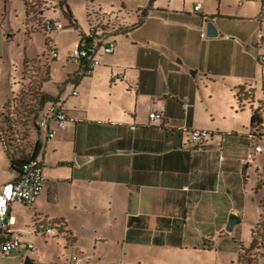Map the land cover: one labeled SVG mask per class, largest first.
<instances>
[{"label":"crops","instance_id":"obj_1","mask_svg":"<svg viewBox=\"0 0 264 264\" xmlns=\"http://www.w3.org/2000/svg\"><path fill=\"white\" fill-rule=\"evenodd\" d=\"M24 1L28 36L42 30L51 0H30L31 5ZM120 1L135 19L131 24L114 21L101 7L98 11L111 18L101 35L117 41L115 52L101 56L100 65L85 76L78 63L56 93L44 86L51 78L42 84L43 93L62 103L68 121L53 138L42 131L37 135L44 145L39 159L46 186L29 207L34 226L21 225L23 213L16 208L18 202L12 205L13 230L21 235L22 245L8 253L0 247V264H71L64 252L59 255L48 245L50 235L36 232L42 223L63 228L51 237L64 251L86 240L93 246L90 261L95 262L103 260L97 244L120 232L134 242L154 232L174 234L176 243L205 248L209 237L228 233L231 212H239L242 222L246 218L247 199L261 182L264 147L254 161L247 160L253 149L249 135L255 101L249 111L247 105L241 108L236 90H255L254 83L257 89L262 76L264 84V35H259V43V36L227 23L249 21L247 12L252 6L259 9V1L133 0L132 6V0ZM224 1L235 12H223ZM39 2L44 7L38 8ZM10 3L4 1L0 18L3 45L15 36L10 24L5 28ZM261 3L256 19L262 24L264 0ZM147 8L155 14L141 22ZM209 22L216 29L214 37L207 34ZM225 31L234 37L224 36ZM2 57L9 58V51L0 49ZM114 72L121 77H113ZM95 77L96 84L87 85ZM74 90L77 95L71 94ZM15 93L9 91L5 101ZM154 112L163 119L151 120ZM195 129L209 132L203 144L191 142L188 131ZM7 161L5 172L0 169V190L18 178ZM188 226L221 227L213 236L204 232L194 237ZM39 235L46 246L32 241Z\"/></svg>","mask_w":264,"mask_h":264},{"label":"rangeland","instance_id":"obj_2","mask_svg":"<svg viewBox=\"0 0 264 264\" xmlns=\"http://www.w3.org/2000/svg\"><path fill=\"white\" fill-rule=\"evenodd\" d=\"M4 1L5 0H0V18L3 17L5 8ZM10 1L11 3L8 4L7 7L9 15L5 19V28L8 30L10 24L14 30L15 36L9 42H5L4 45L3 41H1L2 35L0 37V49L3 51L8 50L10 55L9 58H0V105L3 106L6 103L5 98L9 91H15L16 93L14 96L16 97L19 96V94L26 95L24 99L18 97L16 108H13L14 106L9 104L11 106L9 109L15 111L14 116L11 117L12 122L10 123L15 138L14 148L18 150L17 153L27 154L33 149L34 142L37 140L38 136L31 127L32 119L22 115L23 112H26L23 106H26V104L30 105V100H32L30 99L32 97H30L31 83H29L30 81L28 78L30 77V79L33 80L31 82L35 84L34 86H37L40 80V74L38 71L36 73L33 71H23L22 64L24 59L40 58L39 60L43 62L39 64L40 68H42V66H50L51 81L47 82L44 86L49 92L56 93L59 86L64 84L68 75L75 72L78 63H80V59L73 54V51L83 44L84 37L93 36L92 27L99 29L101 22L100 19H98L97 12L100 7L102 12L110 14V17L114 21L119 20L121 23L127 22L131 24L135 19H133V15L123 10L120 0H67L68 6L77 24L76 29L70 26V20L64 14L62 10L63 7H61L59 0H51L47 8L46 17L62 23L65 28L60 31L51 32L50 37L52 42L47 46V35L45 30L42 29L41 31L32 32L28 36L25 34L26 27H28L25 24L27 14L25 1ZM26 1L31 5L30 0ZM191 1L192 0H190V2ZM196 1L200 3L199 0ZM258 1L259 9L252 6L247 12L248 14L246 13L248 15L247 17L251 18L249 21L229 22L227 24L234 27L236 24L242 26V29L253 38H257L259 35L261 36L262 33L264 35V20L261 24L256 19V17L260 15V9L262 8V0ZM131 2V6L136 4V1L132 0ZM214 3L216 4V1H214ZM38 4V8L44 7L40 5V2ZM222 10L223 12H235L234 8L228 3H225V1ZM154 14L155 11L149 13V15ZM29 27L31 28V24H29ZM223 33L224 36L228 35L234 37L232 36L234 33L231 31H225ZM97 34L101 35V32L98 30ZM5 35H7L6 32ZM260 36L257 39L259 43H261ZM51 47L57 49L58 56L55 59L50 54ZM262 51L264 52V49ZM105 54L107 53L102 50L97 58L101 60ZM262 66L264 69V63ZM34 76L35 78H33ZM24 80H27V83H25ZM262 80L263 76L261 77L257 89L256 83H254V107L262 111L264 119V84ZM95 81H98V78L95 77L89 80L87 85H95ZM21 83L25 86L21 87ZM81 85L82 84H80V86ZM70 87H73L72 83ZM79 87L77 89H79ZM22 100L26 102L23 105L20 104ZM250 108L251 105H247L246 110L249 111ZM243 113L244 112L241 111L242 115ZM260 144L264 147V138L260 141ZM262 157L263 161L259 168V179L261 181L260 189H256V192H253V194L250 193L251 195H249L247 199L246 218L241 224L232 232H223L221 237H219V234H215L217 232L216 229L218 228L219 230L221 226H188L189 234H193L194 237L201 236L204 232L211 236L214 234L216 235L211 239L209 237L208 245L205 248L176 243L174 239L177 237H175L174 234L162 235V233L154 232L148 236V239L134 242L125 240L120 232L119 235L114 234L115 238H112L105 244H97L98 251L103 255V260L91 262L90 259H92V257L90 255L93 246L90 247L86 240L74 245L67 251H64L66 248L65 246H60V242L53 239L51 236H48L46 241L48 245L53 246V250H56L59 255H62V252H64L71 262L74 257H78L82 264H264V153ZM7 164L9 163L3 146L0 143V169L5 172ZM252 174H255V169H253ZM16 208L23 213V218L19 219L21 225L34 226V223L28 218V214L32 211L31 208L27 207L22 202H18ZM260 215H262V217L259 220ZM258 220L260 224L256 225ZM253 229L257 231V243L254 247H251ZM90 235L93 234L90 233ZM32 241L38 243L40 247L46 246L45 239L41 235L32 239ZM93 243L95 245V242ZM48 249H50V247ZM35 251L36 250L33 252ZM240 254L241 258H239ZM62 262L64 264L63 260Z\"/></svg>","mask_w":264,"mask_h":264},{"label":"built area","instance_id":"obj_3","mask_svg":"<svg viewBox=\"0 0 264 264\" xmlns=\"http://www.w3.org/2000/svg\"><path fill=\"white\" fill-rule=\"evenodd\" d=\"M200 8L201 5L194 7L196 11L200 10ZM64 28L65 26L62 23L49 18H45L42 23V29L49 36L51 32L60 31ZM92 32L94 33L91 36L93 39L90 42L84 39L83 44L73 51V54L84 64L82 75L91 74L100 65V60L97 58L99 50H103L107 54H112L117 47L116 40H109L104 35L98 36V29L96 27H92ZM201 36L206 37V34L203 32ZM50 54L53 58H56L58 56L57 49L51 47ZM260 59L264 63V54L261 55ZM113 77L119 78L121 76L119 73L114 72ZM71 94L77 95L78 92L74 90ZM150 119H163V114L158 112L151 113ZM67 121L68 115L62 103L54 102L48 104L42 110L38 120V126L40 131L45 133L46 138H53L57 130L66 127ZM189 136L193 144L200 145L209 137V132L195 129L189 131ZM262 152L263 146L261 144H253V149L250 151L247 160L249 162L254 161L256 155ZM46 181L47 178L42 162L32 161L23 165L20 175L16 180L5 184L0 190V234L2 235L0 247L3 252H12L22 245L21 235L13 230V225H15L16 220L11 215L12 205L15 202H22L27 207H32L43 192ZM40 231L50 236L58 235V229L49 223H42L40 226H36V232ZM28 247L33 248V244H29ZM71 264H80L79 258L74 257Z\"/></svg>","mask_w":264,"mask_h":264},{"label":"trees","instance_id":"obj_4","mask_svg":"<svg viewBox=\"0 0 264 264\" xmlns=\"http://www.w3.org/2000/svg\"><path fill=\"white\" fill-rule=\"evenodd\" d=\"M59 3L61 5L62 10L64 11V14L69 18L70 20V26L75 27L77 29V24L76 21L74 20V16L72 14V11L70 10L67 0H59ZM65 8V9H64ZM150 8L144 9L142 11V18L141 22L148 16ZM98 19H100L102 27H100L101 33H104L106 28L103 26V24H108L111 22V18L108 15L102 14L97 12ZM91 16V14H90ZM46 43L49 46L50 36L48 34ZM84 39L87 42H90L93 38L90 37H84ZM40 58H33V59H25L24 60V66H23V71H33L36 73L37 71L39 72V78L40 80L38 81L37 86H34L31 81L32 79H29L30 84V105L26 104V106H23L25 109V113L23 112L22 115H25V117H28L32 119V128L36 135H39L40 129L38 126V120L40 117V114L42 110L50 103L58 102V98L45 94L41 91L42 84L49 81L51 78L50 75V66H42V68L39 67V64H42ZM55 59V58H54ZM81 63V62H80ZM82 70L84 69V64L81 63ZM85 76V75H83ZM32 77V76H31ZM35 78V76L33 77ZM36 87V88H35ZM32 94V95H31ZM15 95V94H14ZM12 95L10 99L2 106L0 105V143L3 146V149L10 161V169L17 174V176L20 175L21 169L25 163L32 162V161H40L42 162L39 157L40 154L43 150V141L38 137L37 140L34 142L33 149L27 153V154H20L17 153L18 150L14 148V135H13V130L12 127L10 126V123L12 122L11 117L14 116L15 111L10 110L9 108L11 107L9 104H12L16 108V101H18V97H24L26 95L19 94V96H14ZM236 96L237 100L239 102L240 107L242 108L245 105L252 104L254 101V89L251 87L246 88L245 86L238 87L236 90ZM17 98V100H16ZM34 98V99H33ZM27 100V99H26ZM10 102V103H9ZM15 102V104H14ZM23 100L20 102L21 105L25 104ZM27 114V115H26ZM264 119L262 115V111L259 109H254L252 116H251V133L249 136L253 144H260V141L264 138ZM189 132V131H188ZM261 185V184H260ZM260 185L257 189H260ZM262 211V210H261ZM262 215H260V218ZM259 220L257 221L256 225H259ZM59 224V222H57ZM54 226V225H53ZM58 229V235L64 232L63 228L61 226H54ZM41 232V231H40ZM257 231L252 230V235H251V247H254L257 243V236H256ZM2 239V235L0 234V240ZM263 241H264V232H263ZM239 258H241V254L239 255Z\"/></svg>","mask_w":264,"mask_h":264},{"label":"water","instance_id":"obj_5","mask_svg":"<svg viewBox=\"0 0 264 264\" xmlns=\"http://www.w3.org/2000/svg\"><path fill=\"white\" fill-rule=\"evenodd\" d=\"M216 29L213 25L212 22H209L207 24V34L209 37H214L216 36ZM242 222V218H241V215L239 212L237 211H233L231 212L230 214V217H229V222H228V225L226 227V230L228 232H232L240 223ZM25 264H29L28 262H25Z\"/></svg>","mask_w":264,"mask_h":264}]
</instances>
